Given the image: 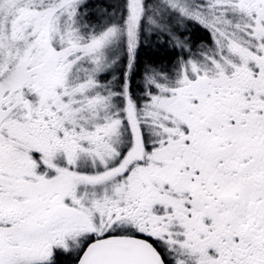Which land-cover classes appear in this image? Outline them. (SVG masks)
<instances>
[{"label":"snow or ice","instance_id":"1","mask_svg":"<svg viewBox=\"0 0 264 264\" xmlns=\"http://www.w3.org/2000/svg\"><path fill=\"white\" fill-rule=\"evenodd\" d=\"M0 264H264V0H0Z\"/></svg>","mask_w":264,"mask_h":264},{"label":"trees","instance_id":"2","mask_svg":"<svg viewBox=\"0 0 264 264\" xmlns=\"http://www.w3.org/2000/svg\"><path fill=\"white\" fill-rule=\"evenodd\" d=\"M192 35L197 37V38H200V39L205 36V34L202 32H196ZM199 41H196V42L199 43ZM141 52H142L141 59L143 61L156 60L157 62L166 63V62H168L169 58H171V59L175 58V56L172 54L165 55L163 49L156 50L155 44H153V48H150V49L142 48ZM162 57H163V59H161Z\"/></svg>","mask_w":264,"mask_h":264},{"label":"rangeland","instance_id":"3","mask_svg":"<svg viewBox=\"0 0 264 264\" xmlns=\"http://www.w3.org/2000/svg\"><path fill=\"white\" fill-rule=\"evenodd\" d=\"M193 40H194V41H199L200 38H197V37L193 36ZM152 48H153V47H152ZM141 51H142V49H141ZM141 54H142V52H141Z\"/></svg>","mask_w":264,"mask_h":264}]
</instances>
